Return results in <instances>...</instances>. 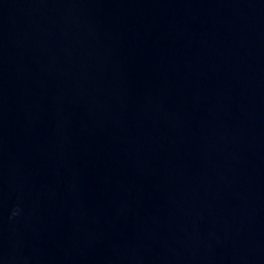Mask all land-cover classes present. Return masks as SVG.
I'll list each match as a JSON object with an SVG mask.
<instances>
[{
  "label": "water",
  "instance_id": "95a60500",
  "mask_svg": "<svg viewBox=\"0 0 264 264\" xmlns=\"http://www.w3.org/2000/svg\"><path fill=\"white\" fill-rule=\"evenodd\" d=\"M0 264H264V0H0Z\"/></svg>",
  "mask_w": 264,
  "mask_h": 264
}]
</instances>
